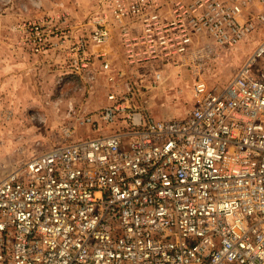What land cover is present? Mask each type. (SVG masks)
Here are the masks:
<instances>
[{"label":"built area","instance_id":"1","mask_svg":"<svg viewBox=\"0 0 264 264\" xmlns=\"http://www.w3.org/2000/svg\"><path fill=\"white\" fill-rule=\"evenodd\" d=\"M88 25L66 53L105 101L69 102L64 139L0 178V264H264V0H98ZM21 28L35 51L57 43ZM246 42L223 87L195 81L187 114H148L163 66L199 71Z\"/></svg>","mask_w":264,"mask_h":264},{"label":"rangeland","instance_id":"2","mask_svg":"<svg viewBox=\"0 0 264 264\" xmlns=\"http://www.w3.org/2000/svg\"><path fill=\"white\" fill-rule=\"evenodd\" d=\"M97 3L0 0V178L16 163L64 139V129L75 122L67 113L69 102L80 110L104 103L105 80L86 81L72 71L66 53L67 29L72 27L74 35L84 32ZM34 22L44 25L48 41L54 40L56 45L42 51L31 48L21 27ZM253 45L246 42L222 49L199 71L163 66L162 80L153 85L145 81L146 87L141 89L148 114L156 118L184 116L194 103L195 81L200 77L209 86L223 87ZM130 70L141 72L138 67ZM76 131V135L94 134L88 128Z\"/></svg>","mask_w":264,"mask_h":264},{"label":"crops","instance_id":"3","mask_svg":"<svg viewBox=\"0 0 264 264\" xmlns=\"http://www.w3.org/2000/svg\"><path fill=\"white\" fill-rule=\"evenodd\" d=\"M188 111H189V110H188ZM188 111H187L186 113H184V115H185V114H187V113H188Z\"/></svg>","mask_w":264,"mask_h":264}]
</instances>
